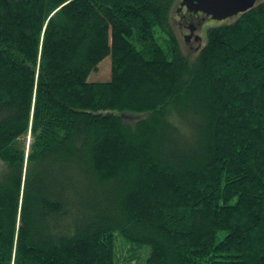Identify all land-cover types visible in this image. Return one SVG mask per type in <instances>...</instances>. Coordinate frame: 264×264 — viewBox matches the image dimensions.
Masks as SVG:
<instances>
[{
	"label": "trees",
	"instance_id": "trees-1",
	"mask_svg": "<svg viewBox=\"0 0 264 264\" xmlns=\"http://www.w3.org/2000/svg\"><path fill=\"white\" fill-rule=\"evenodd\" d=\"M180 1L0 0V264H264V1Z\"/></svg>",
	"mask_w": 264,
	"mask_h": 264
},
{
	"label": "water",
	"instance_id": "water-1",
	"mask_svg": "<svg viewBox=\"0 0 264 264\" xmlns=\"http://www.w3.org/2000/svg\"><path fill=\"white\" fill-rule=\"evenodd\" d=\"M256 2L257 0H181L180 5L185 6L189 11H201L213 19L222 20L247 10ZM189 28L190 33L185 36L186 40L193 33L194 26ZM195 38L201 39V36L196 35Z\"/></svg>",
	"mask_w": 264,
	"mask_h": 264
},
{
	"label": "rangeland",
	"instance_id": "rangeland-1",
	"mask_svg": "<svg viewBox=\"0 0 264 264\" xmlns=\"http://www.w3.org/2000/svg\"><path fill=\"white\" fill-rule=\"evenodd\" d=\"M257 1H264V0H257ZM178 5V3H177ZM189 23L194 26V30H193V34L191 35V37L188 39V40H184V33L187 35V33L189 34L190 33V28L188 27H184L182 29H179L181 30L179 32V37H180V40L182 42V45L183 47L188 50L190 49L191 51H195L196 47L199 45V42L200 41H204V38L206 37V30L209 26L211 25H214L216 24L219 20H216V19H212V18H193V17H190L189 19ZM196 35H202V40L200 39H196L195 36Z\"/></svg>",
	"mask_w": 264,
	"mask_h": 264
},
{
	"label": "flooded vegetation",
	"instance_id": "flooded-vegetation-1",
	"mask_svg": "<svg viewBox=\"0 0 264 264\" xmlns=\"http://www.w3.org/2000/svg\"><path fill=\"white\" fill-rule=\"evenodd\" d=\"M188 26H192V25L190 24V25H188ZM192 34H193V33H192ZM192 34H191V35H192ZM190 37H191V36H190Z\"/></svg>",
	"mask_w": 264,
	"mask_h": 264
}]
</instances>
